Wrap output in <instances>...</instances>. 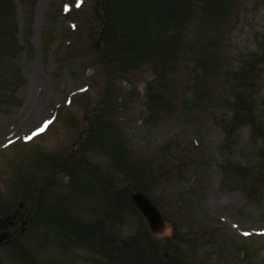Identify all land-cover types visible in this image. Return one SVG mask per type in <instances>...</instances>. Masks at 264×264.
I'll list each match as a JSON object with an SVG mask.
<instances>
[{
    "label": "rangeland",
    "instance_id": "1",
    "mask_svg": "<svg viewBox=\"0 0 264 264\" xmlns=\"http://www.w3.org/2000/svg\"><path fill=\"white\" fill-rule=\"evenodd\" d=\"M118 1L108 3L117 36L135 43L160 33ZM229 1L216 22L185 18L176 44H133L119 56L107 46L104 61L97 0H0V221L20 204L28 215L0 246V264H132L125 251L114 263L95 253L115 244L137 256L132 237L143 245L151 234L128 207L113 218L109 196L145 184L151 170L147 197L184 225L151 235L160 248L189 264H264V0ZM147 46L151 62H108ZM247 65L253 76L234 116L233 79ZM62 165L78 169L73 180ZM49 209L83 222L84 238L94 227L95 237L77 246L69 231L46 225Z\"/></svg>",
    "mask_w": 264,
    "mask_h": 264
},
{
    "label": "trees",
    "instance_id": "2",
    "mask_svg": "<svg viewBox=\"0 0 264 264\" xmlns=\"http://www.w3.org/2000/svg\"><path fill=\"white\" fill-rule=\"evenodd\" d=\"M122 0H119L118 2H121ZM181 0H125L122 7L126 9V11H134L138 16H148L155 27L160 30V33H157L153 31L152 34L148 35H141L136 38L135 43L132 40V37L128 34H125V39L122 36L116 35V26L114 23L115 20V13L110 9L108 3L109 0H97L96 4V10L98 13V28H99V34H98V40L101 41V43L104 45L103 48V54L102 58L105 61V58L108 56L109 53L107 51V46L112 48V52L116 54V56L120 55V51L123 49L128 50H134L135 47L133 44H153L157 46V44H176L180 38L179 31L183 28L184 25V19L187 17H191L195 14H199L203 17H205L208 20H212L216 22L219 19V15L221 13H225L229 7L231 6V2L229 0H199L197 3H193V0H184L182 3H180ZM9 5L10 2L8 1ZM116 6V5H115ZM123 24H129L130 20L126 16L120 17ZM217 26V25H216ZM149 48H154L153 46H147L144 47L142 50H140L138 53L131 52V56L128 58V56H121V57H115L112 60H109L108 62L118 60V65L121 64H129L128 68L133 69L140 65V62L144 59H149L151 62V54L149 53ZM127 59V62H122L121 60ZM263 61V60H262ZM104 66L107 67V64L105 62ZM126 71V70H125ZM239 77L237 79H233L236 81L235 86V93L233 96V102H231L230 106L233 110V114L235 116L236 113L239 112L240 108V102L239 100H243L242 95L245 94V90L249 87V81L248 79L253 76L252 69L249 65H247L246 68L240 71L238 74ZM248 98L245 97V100L243 102V105L246 108H249L250 103L247 100ZM243 107V108H245ZM245 112L242 115V118H246L247 122L252 123L250 112L249 111H242ZM250 116V117H249ZM242 121V122H244ZM232 122L234 125H237L238 123L232 119ZM241 122V123H242ZM240 124V123H239ZM102 128H104V123L102 125H98ZM100 127L96 129V132L99 133ZM100 134L93 135V142L97 140V137ZM90 135L87 136L89 139ZM47 165L49 167L56 166V162L54 159H47L46 160ZM145 167V166H144ZM62 169L64 171L69 172V175L71 176V179L78 174V169L76 170V167H71L70 169H67V165H62ZM143 168H140V171ZM144 173V172H142ZM92 176L99 177L96 174V170L91 173ZM155 174L154 171L151 170L149 177L145 180V184L138 185L137 183L132 184L129 188L123 190V191H115L112 193V198L109 196L110 203H111V209H113V218H116L118 214H120V211L128 207L133 211L135 215L139 217V220L141 221L142 225L144 226L143 220L140 218V216L137 214L133 204L130 201V194L133 192H140L143 194H146L147 191H150L155 185ZM28 179L23 181L22 183H28ZM107 189L110 190L112 187V181L107 180L106 181ZM153 202L159 207V209L164 213L163 209L159 206V204L153 200ZM47 211L48 216L46 217V225L55 223L58 225V227L69 231L70 236L74 237L76 245L83 246L82 244H85V242L91 241L92 237H95V228H91L89 230V235H87V230L85 229V225L83 222L78 221L75 222L74 218H66L68 216H64L60 214L58 211ZM165 215V220H171V217H167ZM65 217V218H64ZM37 222H39L40 215L38 214L35 218ZM178 219H176L175 222H177ZM176 227H184V225H174V228ZM103 235H101V238ZM115 240L116 237H114ZM145 239V243L143 245L139 244L136 237H132V240L134 244H137V246L133 249L134 251H137V256L133 254V251H130L127 247L116 245L115 244L111 247L103 246V250L99 253L103 257L106 256L108 261H112L114 263V260H117V256H119L120 253L125 251L126 257H132L127 263L132 264H150V258L149 256L153 253L161 254V258L166 262V264H189V262L186 260L178 261V257L180 254H169L168 250H164L163 248H160V246L153 240V237L151 235L143 236V240ZM86 240V241H85ZM90 251H93L95 248H97L96 244L93 242H89ZM102 245L101 241L99 246ZM98 246V247H99ZM171 248L177 249V247L172 244ZM16 253L22 254L23 258H25L24 263H26L29 258V254L25 251L23 246H20L18 249L15 248ZM149 251V252H147ZM167 254V258L165 259L164 256ZM33 262L28 264H32Z\"/></svg>",
    "mask_w": 264,
    "mask_h": 264
},
{
    "label": "water",
    "instance_id": "3",
    "mask_svg": "<svg viewBox=\"0 0 264 264\" xmlns=\"http://www.w3.org/2000/svg\"><path fill=\"white\" fill-rule=\"evenodd\" d=\"M131 200L136 210L146 221L149 230L154 234L157 233L163 226L159 211L145 196L141 194H133ZM2 238H4L3 235Z\"/></svg>",
    "mask_w": 264,
    "mask_h": 264
},
{
    "label": "flooded vegetation",
    "instance_id": "4",
    "mask_svg": "<svg viewBox=\"0 0 264 264\" xmlns=\"http://www.w3.org/2000/svg\"><path fill=\"white\" fill-rule=\"evenodd\" d=\"M13 217H12V221L7 224L0 223V234L3 232L7 234H10L11 232H14V231L16 232L17 224L20 221V219L17 215H14ZM1 244L2 243L0 241V246Z\"/></svg>",
    "mask_w": 264,
    "mask_h": 264
},
{
    "label": "snow or ice",
    "instance_id": "5",
    "mask_svg": "<svg viewBox=\"0 0 264 264\" xmlns=\"http://www.w3.org/2000/svg\"><path fill=\"white\" fill-rule=\"evenodd\" d=\"M48 123H50V121L45 123V127L47 126ZM38 131H43V128L42 129H39ZM35 134L36 133H33V135H35ZM28 138L30 139L31 137H28Z\"/></svg>",
    "mask_w": 264,
    "mask_h": 264
}]
</instances>
